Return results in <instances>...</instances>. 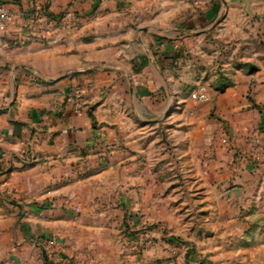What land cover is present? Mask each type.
<instances>
[{
  "label": "crops",
  "instance_id": "obj_1",
  "mask_svg": "<svg viewBox=\"0 0 264 264\" xmlns=\"http://www.w3.org/2000/svg\"><path fill=\"white\" fill-rule=\"evenodd\" d=\"M4 1L18 9L29 6V0ZM48 2L51 14L65 10L70 18L74 15L75 27L68 32L53 31L45 44L30 43L12 49L7 57L12 63L11 76L20 82L14 107L4 119L21 120L27 126H4L3 136L7 134L9 139L0 134V145L2 150L13 154L27 150L37 162L30 169L11 174L8 186L13 197L25 204L33 200L53 202L68 191L69 186L63 184L73 181V162L78 154L100 161L103 156L108 164L97 178L104 179L102 184H109L106 175L111 171L117 175L118 171L119 178L114 181L117 196H127L132 209L144 217L147 225L157 224L158 231H200V227L194 226L197 217L182 219L181 204L171 203L188 199L189 195L190 200L202 201L197 216L208 226L211 236H215L211 247L218 249L213 253L216 258L224 256L225 264H264V145L256 146L247 138L250 135L264 139V114L257 111L264 106V77L260 74L263 63L245 64L242 74L246 79L228 82L224 92L216 89L219 92L214 101L216 121L221 120L222 125L229 127L227 134L232 144L180 147L184 150L179 152L195 151V156L178 157L182 175L174 178L169 156H153L149 153L153 145L141 143L145 129H140L139 124L170 119V92L172 88L177 92L178 85L170 79L168 66L178 60L177 52L163 45L161 59L144 53L146 65L135 60V64L124 66L117 37L121 33L129 40L132 38L133 30L128 23L133 19L125 15L129 1ZM13 31L16 32L12 28L10 32ZM179 33L173 32L175 36ZM3 34L0 32V45L4 44ZM4 37L16 44V33ZM40 122L42 126L32 137L27 127H36ZM187 157H190L188 176L184 161ZM128 158L137 174L130 176V186L126 187L123 172ZM159 159L163 160V166L168 164L162 169L161 179L157 174L140 176L146 162L155 172ZM103 190L106 192V188ZM46 208L37 209L35 216L26 213L28 205L23 206L25 217L17 227L5 215L8 207L0 209V263L24 264V238H36L41 233L58 234L54 227L63 222L58 218L45 220ZM241 209H245L243 216L247 218L240 221ZM51 214L56 216L58 210L50 211ZM146 255V264H153L151 253Z\"/></svg>",
  "mask_w": 264,
  "mask_h": 264
},
{
  "label": "rangeland",
  "instance_id": "obj_2",
  "mask_svg": "<svg viewBox=\"0 0 264 264\" xmlns=\"http://www.w3.org/2000/svg\"><path fill=\"white\" fill-rule=\"evenodd\" d=\"M110 1H129L125 15L133 19L131 24L128 23L133 30L132 38L129 40L121 33L117 37V46L122 50L120 58L124 66L133 65V59L143 56L144 53L156 60L157 57L161 59L159 53L163 45H168L177 52L178 60L168 66L171 70L170 79L178 85L177 92L173 88L170 92V119L155 120L154 123L140 121L139 127L145 129L141 143L153 145L149 153L155 156L168 155L171 176L180 177L182 173L178 169V157L195 156V151L179 152L182 149L180 147L191 144L201 147L232 144L227 134L229 127L222 125L221 120H218L219 123L216 121L214 101L216 93H219L216 89L224 92L228 82L246 79L242 74V66L248 63L259 65L262 62L260 74L264 77V0H102ZM28 2L29 6L21 9L12 4L6 5L20 19L37 6L49 5L48 0ZM132 2H135V5L130 7ZM64 11L58 15L70 16ZM72 16L73 25L69 28L55 27L46 38L53 31H72L75 27V16ZM160 17L162 19L158 21L157 18ZM12 28L17 31L18 27L12 26L3 35L7 37V34H14L15 31L10 32ZM173 32L180 33L175 36ZM4 36H1L4 44L0 45V134L3 139L8 138L7 134L3 136L4 126H27V122L21 120L4 119L7 112L14 107L16 89L20 82L19 78L11 76L12 63L7 57L16 48H23L30 43L45 44L46 41L45 39L12 45ZM131 90L133 92V89ZM194 91L203 93V103L193 100L191 95ZM257 111L264 114V106ZM35 125L36 127H27L32 137H35L33 133L40 129L41 122ZM247 138L256 146L264 145V139L261 137L247 135ZM26 149H29L28 144ZM100 159L101 161L88 158L84 153L75 157L72 168L73 181L63 184L69 186V192L61 194L57 200L54 199L56 204L54 201H47L46 204L44 201L35 200L25 204L13 197V193L9 191L8 179L11 174L30 169L37 162L27 150L13 154L2 150L0 145V209L8 207L5 215L11 220V224L14 227L21 224L25 217L22 213L25 205L29 206L27 214L38 216L36 210L47 207V215L43 217L45 220L58 218L63 222L54 227L58 234L41 233L48 238L40 236L41 234L32 239L24 238V264H146L148 252L154 258L153 264H225L224 256L219 255L216 258L213 255L218 250L211 247V240L215 236H211L212 233L207 230L208 226L197 216L202 207L200 199L190 200L187 195L188 199L171 202L172 205L176 202L181 204L182 209L179 211L182 219L188 221L197 217V225L194 226L200 227V231H158L157 224L147 225L143 221L144 217L132 209L127 196L126 199L117 196L114 181L116 177L119 178L118 171L117 175L111 171L104 176L106 180L109 178V184H102L104 179L97 178L106 170L108 164L103 156ZM125 161L127 168L123 175L126 179L123 178V182L126 183L124 186L128 187L131 183L130 176L136 175L137 172L132 171L133 163L130 158ZM162 161L159 159L160 164L155 172L151 171L146 162L141 167L140 176L157 174L158 179H161L163 167H168V164L163 166ZM184 161L187 167L185 175L188 176L190 157ZM58 187L56 184L55 188ZM103 188H106V192ZM182 204L187 207L183 208L185 206ZM55 210H58V214L50 215V211ZM244 213L245 209H241L240 221L245 219ZM47 240L53 241L51 247L44 244ZM0 264L4 263L1 261Z\"/></svg>",
  "mask_w": 264,
  "mask_h": 264
},
{
  "label": "built area",
  "instance_id": "obj_3",
  "mask_svg": "<svg viewBox=\"0 0 264 264\" xmlns=\"http://www.w3.org/2000/svg\"><path fill=\"white\" fill-rule=\"evenodd\" d=\"M0 0V32L5 33L12 26H17L15 43L38 42L46 39L49 32L55 27L69 28L73 25L70 16L61 15L60 17L50 16L49 10L42 6L32 9V13L21 17L10 9L6 3ZM192 98L197 103H203L205 97L201 91H194ZM47 247L53 245V241L47 240L44 243Z\"/></svg>",
  "mask_w": 264,
  "mask_h": 264
},
{
  "label": "trees",
  "instance_id": "obj_4",
  "mask_svg": "<svg viewBox=\"0 0 264 264\" xmlns=\"http://www.w3.org/2000/svg\"><path fill=\"white\" fill-rule=\"evenodd\" d=\"M5 3V1H2ZM44 9L48 10V6H44ZM28 13H32V10L29 11ZM50 16L56 18V17H60L61 15H53L51 14ZM135 60H137L139 63H141L143 66L147 64V58L145 56H141V57H137L136 59H134L133 63L135 64ZM135 66V65H134ZM135 70V69H134ZM137 71V69H136Z\"/></svg>",
  "mask_w": 264,
  "mask_h": 264
}]
</instances>
